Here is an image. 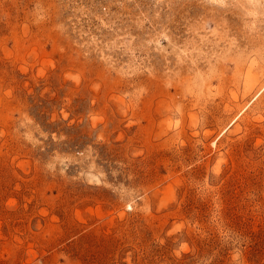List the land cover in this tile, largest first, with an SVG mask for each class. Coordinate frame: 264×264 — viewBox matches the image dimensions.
Segmentation results:
<instances>
[{"label":"rangeland","instance_id":"374dc122","mask_svg":"<svg viewBox=\"0 0 264 264\" xmlns=\"http://www.w3.org/2000/svg\"><path fill=\"white\" fill-rule=\"evenodd\" d=\"M0 264H264V0H0Z\"/></svg>","mask_w":264,"mask_h":264}]
</instances>
